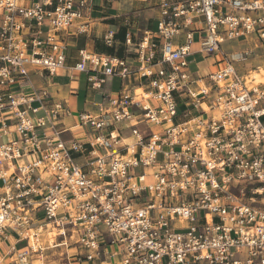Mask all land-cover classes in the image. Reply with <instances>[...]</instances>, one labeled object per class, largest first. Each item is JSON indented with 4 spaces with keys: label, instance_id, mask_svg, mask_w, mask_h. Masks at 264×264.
<instances>
[{
    "label": "built area",
    "instance_id": "obj_1",
    "mask_svg": "<svg viewBox=\"0 0 264 264\" xmlns=\"http://www.w3.org/2000/svg\"><path fill=\"white\" fill-rule=\"evenodd\" d=\"M92 2L0 0V240L10 241L0 264H34L32 254L44 264L49 251L84 264L109 245L119 264H264V80L239 74L222 49L264 39V0H158L135 66L79 49L72 69L91 88L122 80L98 113L46 108L47 90L33 87L26 66L62 68L58 32H87ZM113 41L108 30L103 42ZM195 53L219 54L222 65L192 74ZM181 105L186 119L175 122ZM73 113L91 131L87 169L73 156L85 144H66L55 123Z\"/></svg>",
    "mask_w": 264,
    "mask_h": 264
},
{
    "label": "crops",
    "instance_id": "obj_2",
    "mask_svg": "<svg viewBox=\"0 0 264 264\" xmlns=\"http://www.w3.org/2000/svg\"><path fill=\"white\" fill-rule=\"evenodd\" d=\"M29 1L30 0H19L21 4H27ZM157 5L158 0H93L92 8L88 12L89 24L87 32L77 34L72 29L58 32V37L65 46V62L62 68L58 69L54 74L48 75L46 71L38 72L31 66H26L29 79L30 74H32L35 79V82H32L30 79L33 87L37 90H47L48 95L44 97L43 105L46 108H50L55 103H62L74 112L86 111L90 114L98 113L103 103V94H110L111 92L118 91L122 85V80L118 76H106L99 88H91L87 81L88 73L76 72L72 69L79 60V49H86L109 56L123 57L126 58L129 64L135 66L137 64L135 58L137 51L136 43L145 30L154 32L156 29V19L159 15ZM108 30L114 32V41L111 46H107L103 42V35ZM45 32L46 27L44 26L41 36H44ZM126 33H129L131 36L130 44H126L125 42ZM237 40L243 42V45H245L248 50L249 48H260L262 45L264 46L262 40L254 35L238 38ZM226 42L229 41H225L224 43ZM107 48H112V53L105 51ZM223 51L228 55L224 49ZM215 56L220 55L215 54ZM220 59H222L221 56ZM221 65L222 62H220L217 67ZM209 66V64H204L193 71L189 70L192 74H205L211 70ZM241 75L249 76L248 74ZM83 78L84 83L82 84ZM132 84L135 85V81H133ZM33 105L38 106V102H33ZM184 109V106H179L175 122H181L186 119V116L183 114ZM189 113L194 114L192 110H189ZM33 116L42 117L43 111L40 110L33 114ZM76 122V114L73 113L71 115H61L57 118L55 123L59 126V131L61 132L60 137L66 144L74 140L85 144L84 150L74 153L73 156L75 162L79 166L83 169H87L89 166L88 162L94 158L90 153L89 145L86 143L91 131L89 128H84L81 132L79 128L75 126ZM138 128L142 132H148V127L145 124H140ZM38 131L41 130L39 129ZM123 134L125 137H130L128 130H124ZM0 140H2L0 142L2 143L5 138L2 137ZM97 152L102 153L103 150L99 148ZM9 243L10 241L8 240H0V261L4 263L9 262L7 259H10V256L6 254ZM20 244L24 246V242H19L18 246ZM109 246L106 247V252L102 253L101 256L84 264H114L113 261L118 255L111 256L109 253H112L115 247L111 249ZM48 253L49 255L44 264H60L61 261H63V258H60L59 254L51 251ZM31 260L34 264H39V261L36 260V256L33 254L31 255Z\"/></svg>",
    "mask_w": 264,
    "mask_h": 264
},
{
    "label": "rangeland",
    "instance_id": "obj_3",
    "mask_svg": "<svg viewBox=\"0 0 264 264\" xmlns=\"http://www.w3.org/2000/svg\"><path fill=\"white\" fill-rule=\"evenodd\" d=\"M197 37L195 36L194 39ZM264 44V39L262 40ZM244 43L235 39L229 42H226L222 45V48L228 53L229 59L237 69V71L240 74H248L251 76L252 71L258 70V66H262L264 68V46L262 45L260 48L253 47L246 49ZM251 49V51H250ZM247 50V51H246ZM189 62V69L191 71L195 70L196 68H200L201 65L204 64H209V68L213 70L216 68L219 63H220V56H215V55H207V54H200V53H195L190 55L187 58ZM252 69V70H251ZM250 71V72H249ZM249 72V73H248ZM30 79L32 82H35V79L33 78L32 74H30ZM84 83V78L82 79V84ZM160 127L154 126L150 128V131H157L159 130ZM2 140H0L1 142ZM157 160L161 161L162 157L161 155L157 156ZM140 170L137 168L135 169V173H138ZM236 193V191H233ZM23 244H20L18 246L19 249H21ZM111 249L114 248V245L109 246ZM60 248L55 249L58 251ZM120 257L116 256L114 259L113 263L114 264H119Z\"/></svg>",
    "mask_w": 264,
    "mask_h": 264
},
{
    "label": "bare ground",
    "instance_id": "obj_4",
    "mask_svg": "<svg viewBox=\"0 0 264 264\" xmlns=\"http://www.w3.org/2000/svg\"><path fill=\"white\" fill-rule=\"evenodd\" d=\"M252 70V69H251ZM250 72V71H249ZM248 72V73H249ZM244 74V73H243ZM246 74V73H245ZM249 78L254 82H260L264 80V68L262 66H258V70L252 71L251 76ZM50 236L52 237L53 234L51 233Z\"/></svg>",
    "mask_w": 264,
    "mask_h": 264
},
{
    "label": "trees",
    "instance_id": "obj_5",
    "mask_svg": "<svg viewBox=\"0 0 264 264\" xmlns=\"http://www.w3.org/2000/svg\"><path fill=\"white\" fill-rule=\"evenodd\" d=\"M105 51L112 53V48H107Z\"/></svg>",
    "mask_w": 264,
    "mask_h": 264
}]
</instances>
